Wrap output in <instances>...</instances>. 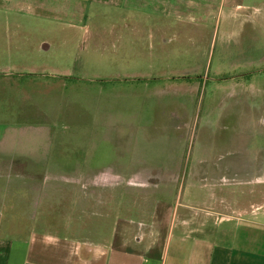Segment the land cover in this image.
I'll list each match as a JSON object with an SVG mask.
<instances>
[{"label":"rangeland","instance_id":"374dc122","mask_svg":"<svg viewBox=\"0 0 264 264\" xmlns=\"http://www.w3.org/2000/svg\"><path fill=\"white\" fill-rule=\"evenodd\" d=\"M238 1L244 6L210 20L167 16L165 32L130 31L123 15L108 5L71 4L66 12L41 16L29 8L0 14L4 23L31 28L26 40L42 43L40 52L26 47L20 71L27 114L55 120L63 135L103 127L108 135L114 124L136 121L137 159H127L122 146L113 158L112 144H99L87 167L106 169L105 174L83 176V182L79 177V189L90 194L92 216L113 215L117 183L133 184L135 189L122 188L121 194L124 204L135 206L128 214L137 221L155 209L157 217L179 218L184 207L172 187L180 183L183 201L213 216L264 210V0ZM178 110L186 123L180 142L171 136L143 142L148 130L154 135L156 125L168 124ZM101 150L111 157L99 158ZM57 161L51 171L63 169L65 161L69 165ZM75 161L70 160L74 166ZM119 168L147 174H108ZM73 190L70 195L78 189Z\"/></svg>","mask_w":264,"mask_h":264},{"label":"crops","instance_id":"0c3cea01","mask_svg":"<svg viewBox=\"0 0 264 264\" xmlns=\"http://www.w3.org/2000/svg\"><path fill=\"white\" fill-rule=\"evenodd\" d=\"M71 4L114 6L135 32H165L171 15L198 14L204 21L224 9L244 6L238 0H0V14L29 8L38 16L50 15L70 10ZM27 28L22 22L0 21V264H264V210L213 216L183 201L182 183L172 187L176 201L184 207L179 218L157 217L155 209L151 217L137 221L128 214L135 206L124 204L121 194L122 188L135 189L132 183L114 185L113 215L111 211L92 216L90 194L79 189V177L83 182V176L105 174L106 169H91L87 162L106 142L112 144L108 153L113 158L121 155L122 146L123 154L130 155L127 159H137L136 121L114 124L108 135L104 127L101 132L92 128L81 135H63L55 120L27 114L22 104L26 90L20 81L25 73L20 71L26 47L33 53L42 49L41 42L25 39ZM160 35L165 40L164 33ZM185 124L184 113L178 110L168 124L156 125L155 136L148 130L143 142L169 136L174 143L180 142ZM123 126L130 128L124 132ZM106 153L101 150L97 155L111 157ZM57 160H69V165L65 161L63 169L51 171ZM49 174L76 182L59 184L57 178L45 182L43 176ZM108 174L147 173L119 168ZM74 186L78 190L70 195ZM64 188L68 193H61ZM125 207L128 210L123 212Z\"/></svg>","mask_w":264,"mask_h":264}]
</instances>
